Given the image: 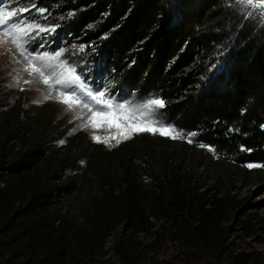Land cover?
<instances>
[{
    "label": "trees",
    "instance_id": "1",
    "mask_svg": "<svg viewBox=\"0 0 264 264\" xmlns=\"http://www.w3.org/2000/svg\"><path fill=\"white\" fill-rule=\"evenodd\" d=\"M36 1L55 22L73 13L64 28L98 41L110 81L164 98L162 119L184 137L140 133L108 149L77 131L59 144L70 127L52 104L1 109L0 264H98L111 251L136 264L153 245L134 237L157 224L219 257L229 217L264 228L229 195L264 187V22L232 0ZM229 261L264 264L256 251Z\"/></svg>",
    "mask_w": 264,
    "mask_h": 264
},
{
    "label": "rangeland",
    "instance_id": "2",
    "mask_svg": "<svg viewBox=\"0 0 264 264\" xmlns=\"http://www.w3.org/2000/svg\"><path fill=\"white\" fill-rule=\"evenodd\" d=\"M232 1L247 12V16L258 18L264 22V14L260 10V5H264V0H254L255 8L243 5L240 0ZM0 11L16 13V16L10 19L9 27L12 23L19 21L25 25L31 23L39 25L40 28L55 29L51 33L32 32L30 36L22 39L20 42L23 48L29 50V54L43 55L46 53L48 57H53L57 51L61 52V56L57 59L32 61L43 71L44 77L49 79V83L45 84L44 77L39 72L31 70L29 61L21 55V49L12 43L14 37L5 36L3 31H0V110L14 104L19 97L23 99L26 109L46 103L52 104L56 109L57 120L62 119L64 127H70L66 135L58 141L61 144L65 142L67 136L77 131H84L92 141H94V135L107 138L115 132L114 129L109 130L107 127L97 130L87 123L91 113L83 107V104L87 103L93 111L99 107L87 97V91L91 90L94 95L104 92L105 96L101 99L111 98L114 105L118 103L137 105L149 99H140L127 93L126 88L116 86L110 81L102 61L99 60V57L93 58V55L98 51V41H83L79 36L72 35L64 28L63 23L68 21L73 14L71 16L66 14L61 17L59 22H55L57 17L54 18V8L50 10L42 7L36 0H0ZM42 44L43 47H41ZM69 72L72 75H79L81 83L85 86L83 91L76 88V98L81 101L79 105L64 104L60 91L70 85L67 83L62 86L55 84L57 79L67 81ZM157 119L164 121L161 115ZM164 126L173 127L168 123H165ZM154 136L160 135L155 134ZM183 137L177 138V140ZM124 141L126 140H121V142ZM121 142L117 143L112 140L109 143L101 144L111 149ZM229 195L236 200L245 199L243 213L245 212L247 215L253 213L264 218V187L254 184L244 186L237 183L232 187ZM240 217L242 218L241 213L237 215V218L229 217L225 221V224L230 227L226 234L229 248L219 257H216L213 252L196 251L185 247L174 240L173 232L167 224L162 227L157 224L158 230L150 233H138L134 237L140 248L147 243L153 245L152 248L141 250L136 264H230L229 258L233 253H250L252 251H256L264 258V228L255 227L250 233H245L237 222ZM113 240L110 239L109 244H112ZM98 264H123V262L116 253L111 251Z\"/></svg>",
    "mask_w": 264,
    "mask_h": 264
},
{
    "label": "snow or ice",
    "instance_id": "3",
    "mask_svg": "<svg viewBox=\"0 0 264 264\" xmlns=\"http://www.w3.org/2000/svg\"><path fill=\"white\" fill-rule=\"evenodd\" d=\"M243 5L256 7L254 0H240ZM260 10L264 14V5H260ZM43 11V10H42ZM73 13H69L71 16ZM14 11H0V31H3L5 36H13L12 43L16 45L18 49H21V55L29 61V66L32 71L39 72L44 77L43 71H41L36 64L32 61H45L48 59H57L61 56V52L57 51L53 57H48L47 54L43 55H31L29 50L23 48L21 40L31 35L32 32L37 34L41 32H53L54 28H40L39 25L35 24H21L19 21L12 23L9 27L10 19L15 17ZM43 47V44L41 45ZM83 50V49H81ZM43 82L49 83V79L44 77ZM65 83L70 87L60 91V96L63 98V103L69 106L79 105L81 101L76 98V88L80 91L84 90V84L81 83L79 75H72L69 72L67 81L65 79H57L55 84L62 86ZM87 97L96 103L99 107L96 110H92L87 103L83 104L85 109L91 113L88 120L94 129H101L107 127L109 130H115L114 134L102 138L99 135H94L93 139L97 143H109L112 140L121 142V140L130 139L135 134L150 133L159 134L160 136L170 137L171 139L181 138L183 133L175 129L174 127L164 126L166 122L157 119L158 116L162 115L165 105L164 98H149L147 101L137 105H130L125 103L113 104L112 99H101L105 96L104 92H99V95H94L91 90L87 91ZM106 109V110H105ZM196 133L189 134L187 142L192 143V137ZM201 148H204V144H199ZM258 165L249 164L248 167H257Z\"/></svg>",
    "mask_w": 264,
    "mask_h": 264
}]
</instances>
